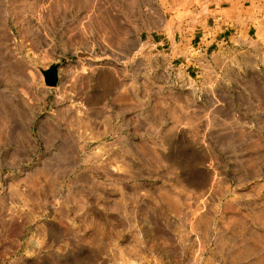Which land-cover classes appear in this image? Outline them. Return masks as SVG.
I'll use <instances>...</instances> for the list:
<instances>
[{
  "label": "rangeland",
  "instance_id": "1",
  "mask_svg": "<svg viewBox=\"0 0 264 264\" xmlns=\"http://www.w3.org/2000/svg\"><path fill=\"white\" fill-rule=\"evenodd\" d=\"M205 3L0 0V264H264V29L152 46Z\"/></svg>",
  "mask_w": 264,
  "mask_h": 264
},
{
  "label": "crops",
  "instance_id": "2",
  "mask_svg": "<svg viewBox=\"0 0 264 264\" xmlns=\"http://www.w3.org/2000/svg\"><path fill=\"white\" fill-rule=\"evenodd\" d=\"M201 12L206 14L204 19L179 25L182 29L196 30L197 34L183 38L167 49L161 48L162 40L152 46L156 48V56L180 61L177 71L183 70L186 79H192L193 68L199 69L196 72L198 78L205 83L213 72L212 68L216 67L219 55L241 47L239 30L264 29V0H206Z\"/></svg>",
  "mask_w": 264,
  "mask_h": 264
}]
</instances>
